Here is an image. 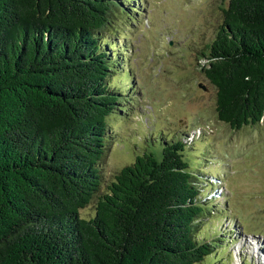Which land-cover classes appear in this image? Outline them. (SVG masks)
<instances>
[{"label":"trees","instance_id":"obj_1","mask_svg":"<svg viewBox=\"0 0 264 264\" xmlns=\"http://www.w3.org/2000/svg\"><path fill=\"white\" fill-rule=\"evenodd\" d=\"M125 1L0 0V264H205L216 253L199 237L215 198L180 139L160 138V159L137 155L100 192L113 137L104 118L123 111L111 84L123 62L103 32ZM222 11L201 71L219 120L257 125L264 0ZM94 198V215L80 217Z\"/></svg>","mask_w":264,"mask_h":264},{"label":"rangeland","instance_id":"obj_2","mask_svg":"<svg viewBox=\"0 0 264 264\" xmlns=\"http://www.w3.org/2000/svg\"><path fill=\"white\" fill-rule=\"evenodd\" d=\"M227 4L128 0L123 12H110L103 33L116 41L113 49L123 62L124 71L111 77L123 111L104 118L113 137L102 160L100 192L137 155L160 159V138L180 139L189 170L201 178L197 186L215 198L201 219L199 237L216 252L204 263L264 264V116L239 128L219 120L215 87L201 71V52H207ZM95 200L80 208V217L94 215Z\"/></svg>","mask_w":264,"mask_h":264},{"label":"bare ground","instance_id":"obj_3","mask_svg":"<svg viewBox=\"0 0 264 264\" xmlns=\"http://www.w3.org/2000/svg\"><path fill=\"white\" fill-rule=\"evenodd\" d=\"M264 262V261H263Z\"/></svg>","mask_w":264,"mask_h":264}]
</instances>
